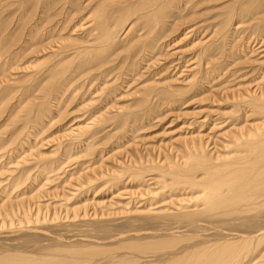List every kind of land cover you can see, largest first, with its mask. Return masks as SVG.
<instances>
[{
	"label": "bare ground",
	"instance_id": "1",
	"mask_svg": "<svg viewBox=\"0 0 264 264\" xmlns=\"http://www.w3.org/2000/svg\"><path fill=\"white\" fill-rule=\"evenodd\" d=\"M12 5L15 12L24 11L15 20V29L9 16H3ZM28 11L33 12L30 24ZM241 31L257 33L250 52L259 64L250 70L253 86L243 82L234 88L229 85L233 79L226 75L230 71L222 73L229 63L226 67L212 63L217 62V53L229 59L225 42ZM166 37L176 39L173 42L190 39L185 53L194 50L193 56L188 58L180 50V63L176 59L177 63L152 69L161 48L172 42L162 44ZM14 42L16 48L10 50ZM1 57L0 101L19 88L20 104L12 112L20 109L16 111L21 113L20 121L13 120L17 113L10 117L21 122V130L32 129L20 142L17 151L23 149V153L14 157L9 153L14 162L10 173L30 161H38V170L62 169L65 161L34 153L37 144L30 143V136L42 131L54 112L72 103L92 115L66 134L67 142L88 150V138L104 122L123 127L129 119L142 120L161 104L181 109L190 102L226 103L231 95L242 112L232 120L207 115L211 120L205 116L193 121L199 128L180 138L184 143L181 162H170L162 189L127 191V209L119 217L110 214L109 208L110 204L120 206L119 201L109 206L93 201L66 209L62 218H39L43 206L31 198L27 201L29 187L19 188L21 178L11 176L0 188V264H115L123 257L117 264H264V0H0ZM9 68H18L13 82ZM164 69L174 72L162 75ZM127 96L132 97L126 102L133 101V107L150 112L137 114L139 109L134 107L136 112L129 108L108 118L109 109L129 107L117 102ZM26 98L32 99L26 103ZM204 127L207 131H202ZM68 147L62 150L66 163L71 158ZM88 169L81 168L79 176ZM42 176L36 171L27 181L34 187ZM116 178L120 183L122 176ZM155 182L146 180V184ZM70 189V194L79 196L85 190L82 181ZM162 194L164 199L157 200ZM106 206L108 212L103 210ZM31 210L35 218L28 220ZM117 241L118 249L132 258L107 248Z\"/></svg>",
	"mask_w": 264,
	"mask_h": 264
},
{
	"label": "rangeland",
	"instance_id": "2",
	"mask_svg": "<svg viewBox=\"0 0 264 264\" xmlns=\"http://www.w3.org/2000/svg\"><path fill=\"white\" fill-rule=\"evenodd\" d=\"M82 1L83 0H81V2ZM39 8L40 7H38L37 13L39 11ZM86 11H87L86 9L82 10L81 11L82 13H80V15L85 14ZM23 12L24 11L15 12L14 5H12L5 12L6 15L3 13V16H7V15L9 16V19L11 22L10 26L12 29H15V20L17 21L18 18L23 14ZM25 14H26L27 22L32 23L33 20L31 18L33 16V12L28 11ZM217 20L218 18L214 20V23L217 22ZM177 33L179 34V32H176L175 35H178ZM243 33L246 34L247 36L244 35ZM250 33L253 34L252 37H251L252 34H249L248 31H241V34L236 33L234 36H232L231 40L229 39L226 40L225 44L226 45L228 44V45L226 46L227 48H225V50L229 53L228 54L229 57L227 56L229 58V59L227 58L228 60L224 59V57L222 56H218L219 53H217V55L214 56V57H217V59L215 58L217 62L215 61V63H212L213 66L220 67L223 65L226 67L227 63H229L227 67L225 68V70H222L223 71L222 73H224V71L226 73L230 71V73L226 75L230 76L229 79H233L231 80L232 82L231 81L229 82V85L234 86V88L239 84H243V82L247 83L249 87L253 86V84L250 83V81L252 80L251 78L254 76L250 74V70L254 68V65L255 67H258L259 63L256 61L257 59H255V56H253L254 54H251L250 52L251 46L254 47L256 45L252 41L254 38L257 37L256 36L257 33L256 32L253 33L252 31ZM242 34L244 35V37ZM170 36L173 37L174 33L171 34ZM168 38L170 39V37H166V39L162 40L164 42L163 43L161 41L162 44H165V42L166 43H170L171 41L172 42L166 47L162 45L164 46L163 49L161 48V51L158 53L157 59L154 60L155 62L153 61L154 63L153 66H156V65L157 66L156 68L151 67L152 69H159L160 67L162 68L164 64L166 63L168 65H171L172 62L177 63L179 61L178 57L180 53L178 52H180V50H183L184 54L188 55V58L193 56L194 50L193 51L188 50L189 52L187 51L188 53L187 54L185 53V51L187 50L186 48L190 47L188 45L190 42V39H185V40L180 39L181 41L179 40V42H177L178 40L173 42L176 39L173 38V40L168 41L169 40ZM15 42L9 46L10 50L16 48ZM237 42H239L240 44H238ZM234 43L236 44V46H234L235 45ZM247 44L249 47L247 46ZM231 49H232V52H231ZM237 49H238V52H240L241 54L234 53L235 50L237 52ZM120 51L119 53L121 54L124 50L121 48ZM247 52L248 53L250 52V53L247 54ZM125 55L126 54L121 55V56L123 57ZM117 56L118 58L121 57L119 55ZM3 58L4 57L0 58V62L3 61L2 60ZM220 58L221 59L223 58V61ZM158 59L159 61L157 63ZM176 59H178V61ZM171 67L170 69H172ZM170 69H166V70L164 69L163 71L164 74L162 75H165L166 72H168L166 74L168 76L173 74L174 71H171ZM236 70H238L237 73L231 74L232 72H235ZM14 71L15 73H18V68H13V70L11 69L10 71H8V73L9 72L13 73L12 74L13 76L9 73L12 79V80L10 79V81L12 82L15 78H18V74H14ZM246 71L249 72V74ZM222 73H219V74L222 75ZM159 75H161V73ZM221 79H225V78L222 77ZM131 98L132 97L127 96L123 100L121 101L119 100L117 102H121L120 104H122ZM31 99L32 98H29V99L26 98V100L24 101L27 103ZM217 99L219 98H216V100ZM229 99H228V102L226 103L209 101V100L206 102H200V103L190 102L186 104V107L185 105L181 106V109L178 107L170 108L168 105L166 107V105L161 104V105L155 106V108H152L151 109L152 112L150 113V115L148 114L150 112V109L146 111V109L134 105L135 109L136 108L137 110L139 109V111L136 110L138 112L137 114H148V115L144 116L143 119L142 120L140 119L139 121H136V120L134 121L132 119H129V121L127 120L128 122L124 124L123 127H121L122 125H116L110 121L104 122L103 127L97 130L91 138H88V140H90V145H91V147L89 145L90 150H88V146L80 145L78 143L70 144V142H67L69 141V138L67 137L66 134H68L73 129V127L77 125L78 126L83 125L84 121L87 123L86 120L88 119L90 115H92L89 111L87 112L84 109H82L79 104L72 103L66 109H63L62 112H59V111L57 113L54 112L57 115L53 113L52 116L54 117L49 119L52 121H48V124H44V123H47V122H44L42 124L43 126L42 131L37 132L36 133L37 135L34 133V135L32 134L30 136V143L33 144L35 142L33 144L34 146L35 144H37L34 147L35 149L33 148V151H35L34 153L35 154L38 153L37 154L38 156L41 154L40 158L42 157L51 158V159L58 160L57 162L62 161L61 163L65 161L64 162L65 164L61 165L62 169H60V166H59L55 171H52V172L50 170L51 168L47 169L44 167H39L40 170H38V167H37L39 166L38 161H30V162H27V164H25L24 166L18 167L19 170L10 173L9 171L11 170H9V167H11V164H14V162H11L12 159L10 160L8 158L10 156L9 153L12 154L13 157L15 156L14 154H18V153L22 154L23 149H22V153L21 151L19 152L17 151L18 148H21L22 146L20 142H22V139L26 136V134H29L28 132L32 130L30 126H26V128L21 130V128L23 127L21 125V122H17V123L12 122L13 120L20 121V119L18 118L19 116L17 115H21V113H17L18 110L20 111L19 108H17L15 111L12 112V109L13 110L15 109L12 107H16L18 104H20L19 88H17L14 91L7 94L4 97V99L0 101L1 103L0 105V126H1L0 127V136H1L0 143H2V145L0 144V149H1L0 157L2 156V158H0V180H1L0 188L3 187L5 183H8L7 179L9 178H12V177L21 178L19 188L21 187L25 188V186L29 187L28 191H26V196H25L26 200L28 201L31 198L32 202L36 203L37 201L43 206L41 207V213H40V216H38L39 218L40 217L42 218L45 217V219H51L54 217L62 218L64 214L66 213V209L74 208L75 205H78V204L80 205V204H85V202L90 203L93 201L94 203L105 201V203L108 202V206L110 202L113 204V201L114 202L119 201L120 206L110 204L111 207H109L110 209H112L111 210L112 213L110 214H112L113 216L119 217L121 216L120 212L127 209L125 208L126 202H129V197H128L129 195H127L128 194L127 191L132 193L138 188L144 190V188L146 187H147L146 189H148V187H150L151 190L155 189L153 192H157L160 189H162L161 186L163 184H160V183H163V181L166 180L165 172L167 171V167L170 165V162L171 161H176L178 163L181 162V152H182V147H184L183 146L184 143L181 142V139L185 135L189 136L188 133L192 132V130H196L199 128V124L196 126V124L193 121L203 120L205 119V116L207 120L208 119L211 120L210 117H208L207 115L211 117L214 115V118L215 116L217 117L224 116L225 118L227 119L229 118V120H232V117H237V114H240L242 112V110H240L239 108V105L238 106L236 105L238 103L236 98L233 100L232 96L230 95ZM24 101L23 103H25ZM79 101H81L80 98H79ZM23 103L22 105H25ZM126 103L128 104L129 107L119 105L118 108H120L121 110L117 108H112L106 111L108 113H105V114L108 115V118H109L111 116H114L115 114L117 115L119 113H123L127 111L126 109H129V108H132L131 110L134 109V107L132 106L133 101H131L130 103L129 102H126ZM78 105L79 107H77ZM135 109L133 110V112L135 111ZM185 111H187L188 113H186ZM11 113H14V114L17 113L16 118L13 119V117H10ZM18 124L20 126L16 128L17 127L16 125ZM206 128L207 127H204V130L202 131H205ZM11 135L13 136V138ZM69 145H70V149L72 148L71 153H70L71 158L69 159L70 161L66 163V161L68 160H65L64 157L66 156L63 155L62 150H63V147H68ZM29 146L31 145L26 144V147H29ZM67 158L68 157H66V159ZM79 161L81 163H84V165L79 164L78 163ZM32 162L34 164L31 166L30 164H32ZM83 167H88L89 169L87 173H85L82 176H79L80 174H78V172H80L81 168ZM24 169L28 170L25 175H24ZM36 171H38V173L40 172V174H42L43 176L40 177L39 179L40 181L37 182L36 186L33 187L32 183H29L27 180H29L31 176L33 177V174ZM88 172L90 173L88 174ZM138 172H140L139 175L136 174ZM119 175L122 176L123 180L121 179V182L119 181L120 183H117L118 179L116 178V181H115L114 177H117ZM136 175L138 177H135ZM88 176L90 177L91 180L89 179ZM162 176H164L165 178H163ZM150 178H154L157 183L159 180V183L156 184L155 182L154 184H149L151 183L149 182L148 184H146V180L148 181ZM80 181H82L84 185V189H85L81 193V196L77 194L75 195L70 194L73 191L70 188H73L74 185L78 184ZM167 186H170V184H168ZM37 187H41L40 188L41 191H36ZM154 187H157V188H154ZM69 194L71 195V197H69L70 196ZM163 194L158 195V196L156 195L157 196V197L155 196L156 199L159 201H162V199H164L165 197V195L163 196ZM145 201L146 199L143 202L145 203ZM27 204H29L30 206L33 205V203L31 202H28ZM108 206H106L103 210L107 208V212H108L109 210ZM129 206L130 204L128 205V207ZM115 211L117 213L116 215H114ZM32 213H33L32 210L29 211V215L31 214L32 216L31 217L29 216L28 220H33L35 218V213L34 214ZM1 225L2 223H1V218H0V226ZM114 228L116 230L119 227L118 228L114 227ZM88 229H91V227H88ZM65 233H67V231ZM118 243H119L118 241L115 244L113 243V245L116 247L111 245V246H108L107 248H109L110 250L116 249L117 250L116 252L120 253V255L124 254L132 258L133 255L130 254L128 251L124 249L123 250L118 249L119 248ZM123 258L118 259L115 264H117L119 260H123ZM136 262H134V264Z\"/></svg>",
	"mask_w": 264,
	"mask_h": 264
}]
</instances>
